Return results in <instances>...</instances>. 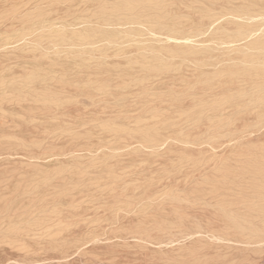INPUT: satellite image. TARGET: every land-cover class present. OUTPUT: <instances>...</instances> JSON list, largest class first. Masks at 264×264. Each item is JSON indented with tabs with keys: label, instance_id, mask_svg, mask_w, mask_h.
Instances as JSON below:
<instances>
[{
	"label": "rangeland",
	"instance_id": "obj_1",
	"mask_svg": "<svg viewBox=\"0 0 264 264\" xmlns=\"http://www.w3.org/2000/svg\"><path fill=\"white\" fill-rule=\"evenodd\" d=\"M262 40L264 0H0V264H264Z\"/></svg>",
	"mask_w": 264,
	"mask_h": 264
},
{
	"label": "bare ground",
	"instance_id": "obj_2",
	"mask_svg": "<svg viewBox=\"0 0 264 264\" xmlns=\"http://www.w3.org/2000/svg\"><path fill=\"white\" fill-rule=\"evenodd\" d=\"M262 41H264V40H262ZM263 43H264V42H263ZM263 50H264V49H263ZM255 54H256V53H255ZM255 54H254V55H255ZM251 55H252V54H251ZM263 55H264V54H263ZM258 56H259V55H258ZM42 57H43V56H42ZM43 58H44V57H43ZM262 61H263V60H262ZM257 64H258V63H257ZM255 65H256V64H255ZM260 65H262V64H260ZM251 66H252V65H251ZM256 66H257V65H256ZM258 66H259V65H258ZM258 66H257V67H258ZM255 69H256V68H255ZM261 84H262V83H261ZM257 85H258V84H257ZM261 92H262V91H261ZM259 93H260V92H259ZM260 94H263V92L260 93ZM251 95H252V94H251ZM256 95H257V94H256ZM263 95H264V94H263ZM262 97H263V96H262ZM250 99H251V96H250ZM262 102H264V101H262ZM255 103H256V102H255ZM252 107H253V106H252ZM262 108H263V107H262ZM257 109H258V108H257ZM252 110H253V109H252ZM252 110H251V112H252ZM253 111H254V110H253ZM251 112H250V113H251ZM258 114H260V113H258ZM263 114H264V113H263ZM263 114H262V115H263ZM258 117H259V116H258ZM261 117H263V116L260 115L259 118H261ZM260 121H261V120H260ZM263 123H264V122H263ZM253 126H254V125H253ZM259 128H260V127H259ZM263 128H264V127H263ZM259 131H260V130H259ZM249 133H250V132H249ZM257 133H258V132H257ZM233 134H234V133H233ZM246 134H247V133H246ZM252 134H254V133H252ZM240 135H241V134H240ZM240 135H239V136H240ZM240 137H241V136H240ZM248 137H249V136H248ZM237 138H238V137H237ZM242 138H243V137H242ZM236 140H237V139H236Z\"/></svg>",
	"mask_w": 264,
	"mask_h": 264
}]
</instances>
